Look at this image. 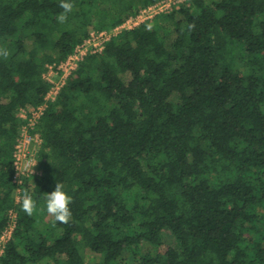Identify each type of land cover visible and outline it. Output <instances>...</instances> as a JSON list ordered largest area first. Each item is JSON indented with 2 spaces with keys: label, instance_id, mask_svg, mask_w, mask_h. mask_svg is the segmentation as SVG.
<instances>
[{
  "label": "trees",
  "instance_id": "16d2710c",
  "mask_svg": "<svg viewBox=\"0 0 264 264\" xmlns=\"http://www.w3.org/2000/svg\"><path fill=\"white\" fill-rule=\"evenodd\" d=\"M159 1L70 0L60 23V0H0V264H264V0H187L89 53L15 198L19 112L44 101L47 66ZM56 183L65 223L46 211Z\"/></svg>",
  "mask_w": 264,
  "mask_h": 264
},
{
  "label": "built area",
  "instance_id": "2783aa9c",
  "mask_svg": "<svg viewBox=\"0 0 264 264\" xmlns=\"http://www.w3.org/2000/svg\"><path fill=\"white\" fill-rule=\"evenodd\" d=\"M186 1L161 0L152 4L142 9L137 16L130 17L123 24L113 29L93 33L81 45L77 46L75 51L66 60L60 64L53 63L47 66L44 79L50 83L51 88L46 94L44 101L38 107L22 108L19 112V117L24 123L21 126L13 152V183L17 185L15 191L17 201L20 200L22 185L25 183V180L42 174L38 165V154L43 145V138L38 131L40 120L49 105L58 99L62 88L67 83L68 77L78 68L80 61L91 52L101 51L107 41L123 30L132 29L160 13H169ZM14 227L15 220L13 219V222H11L0 237V254L3 253L7 241L12 237Z\"/></svg>",
  "mask_w": 264,
  "mask_h": 264
},
{
  "label": "clouds",
  "instance_id": "9594fccd",
  "mask_svg": "<svg viewBox=\"0 0 264 264\" xmlns=\"http://www.w3.org/2000/svg\"><path fill=\"white\" fill-rule=\"evenodd\" d=\"M60 7L64 11L57 15L56 19L58 22L63 23L66 19V13L72 10V4L70 0H60ZM45 202L47 213L54 216L55 221L65 223L69 220L71 216L70 204L72 197L66 192L62 184L56 183L54 190L47 193ZM21 208L27 215L31 216L33 214L35 201L31 194H24L21 201Z\"/></svg>",
  "mask_w": 264,
  "mask_h": 264
},
{
  "label": "rangeland",
  "instance_id": "374dc122",
  "mask_svg": "<svg viewBox=\"0 0 264 264\" xmlns=\"http://www.w3.org/2000/svg\"><path fill=\"white\" fill-rule=\"evenodd\" d=\"M153 19V18H152ZM169 28H172V23L169 21V22H164ZM128 78V76H127ZM173 99L177 100L176 96H173ZM163 239H164V242L166 244H169V245H176V239L174 238V236H172V234L169 232V231H164L163 232ZM144 251L145 252H149V251H153V247H150V246H145L144 245ZM96 260V257L90 253H88L86 255V261L87 263H92Z\"/></svg>",
  "mask_w": 264,
  "mask_h": 264
}]
</instances>
